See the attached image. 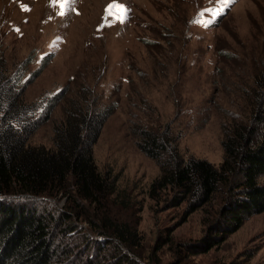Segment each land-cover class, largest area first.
<instances>
[{"label": "rangeland", "instance_id": "1", "mask_svg": "<svg viewBox=\"0 0 264 264\" xmlns=\"http://www.w3.org/2000/svg\"><path fill=\"white\" fill-rule=\"evenodd\" d=\"M1 53L35 118L52 108L32 145L53 146L72 102L114 108L93 155L129 203L112 209L142 237L137 262L264 264V212L209 251L187 250L208 235L218 198L193 212L195 201L151 198L162 169L138 132L170 129L185 159L223 162L225 127L246 120L255 80L264 92V0H0Z\"/></svg>", "mask_w": 264, "mask_h": 264}, {"label": "trees", "instance_id": "2", "mask_svg": "<svg viewBox=\"0 0 264 264\" xmlns=\"http://www.w3.org/2000/svg\"><path fill=\"white\" fill-rule=\"evenodd\" d=\"M3 61L1 53L0 264H140L139 231L116 219L112 209L116 203L127 207L126 196L118 191L116 177L99 170L93 155V145L114 108L72 102L55 129L53 146L32 145L30 137L50 118L52 108L44 118H35L36 106L19 96L22 76L8 75ZM261 83L262 79L255 80L248 93L246 120L225 127V156L219 166L185 159L170 129L138 131L141 150L162 169L149 188L151 198L164 195L170 206L195 201L191 212L218 198L208 235L195 245L186 244L188 251L202 244H206L204 252L209 251L253 215L264 212ZM27 84L24 80L22 86ZM64 198V206L59 207L57 202ZM83 222L87 229L80 226Z\"/></svg>", "mask_w": 264, "mask_h": 264}]
</instances>
